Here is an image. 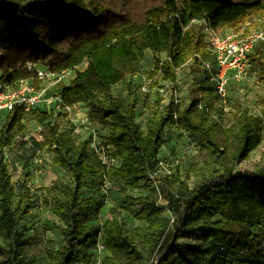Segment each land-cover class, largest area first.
I'll use <instances>...</instances> for the list:
<instances>
[{
    "label": "trees",
    "instance_id": "obj_1",
    "mask_svg": "<svg viewBox=\"0 0 264 264\" xmlns=\"http://www.w3.org/2000/svg\"><path fill=\"white\" fill-rule=\"evenodd\" d=\"M259 16L264 17V0H0L3 82L31 76L23 68L27 61L56 72L85 62L61 86L62 105L84 103L90 121L111 124L103 144L110 146L112 162L105 164L90 152V138L78 141L50 120L53 113L31 111L69 181L50 205L61 222L62 244L49 252L46 264H89L87 250L98 233L107 251L100 264H139L154 255V264H264V152L254 171L236 168L258 145L262 121L241 107L231 127L219 125L210 116L211 97L219 96L199 60L213 62L205 25L245 32L243 26ZM147 51L156 57L153 75L174 80L175 70L189 62L193 75L202 73L188 84L187 103L169 100L161 107L156 101L142 130L135 122V87L128 81L124 93L112 87L134 73ZM260 55L258 44L250 56L264 72ZM20 116L17 108L6 112L0 128V235L7 240L0 243L1 264H34L26 255L29 239L17 228L30 204L15 194L5 161V148L23 131ZM166 127L202 141L203 170L192 187L188 175L158 172L149 178L161 168ZM105 176L121 184V207L135 208L139 224L128 227L112 207L101 227L86 231L97 208L83 191L89 180ZM140 186L143 195L128 193Z\"/></svg>",
    "mask_w": 264,
    "mask_h": 264
},
{
    "label": "rangeland",
    "instance_id": "obj_2",
    "mask_svg": "<svg viewBox=\"0 0 264 264\" xmlns=\"http://www.w3.org/2000/svg\"><path fill=\"white\" fill-rule=\"evenodd\" d=\"M258 24L259 26H256ZM253 28H264V17H256L243 26V29L246 30ZM229 29L219 27L217 31L222 33ZM155 60L156 57L153 54L149 51L145 52L134 73L126 76L112 87L114 91L120 93L125 92L127 81L135 87L137 97L135 122L142 130H145L146 120L156 109V101L166 103L170 99L169 91L166 95L168 100L157 92L160 85H163L165 78L161 73L152 74ZM38 65L42 67L41 64ZM84 66L85 63L80 64L79 69ZM191 69L192 66L189 62L175 70V78L177 79L175 85L177 87L176 99L181 105L188 102L187 86L191 79L193 77L201 78V71L193 75ZM143 83L147 85L149 83L148 91L145 93L140 89ZM213 97L215 96L211 97L213 107L210 110V116L225 128L233 125L234 113L236 109L241 107L248 108L252 115L262 121V137L258 145L236 167L238 170L254 171L261 165L264 152V72L262 68L253 62L244 79L229 85L224 98ZM81 109L86 113L88 107L81 103ZM75 114L76 111L62 110L51 114L50 120L57 119L60 130H67L72 133L77 124L76 115L78 113ZM20 122L23 125V131L14 134L10 144L5 148V161L11 174V183L15 194L21 198L22 204H30L27 213L19 216L17 228L22 231L24 237L29 239L26 255L33 256L34 264H46L49 252L62 244L59 232L61 222L51 212L50 205L54 197L61 196L62 191L65 190V183L69 181L66 170L54 163V147H49L45 142L44 125L36 123L31 111L21 114ZM2 123L3 119L0 118V128ZM110 127L109 121H91L87 132L81 130L79 136L84 138L86 134L92 133V144L94 146L100 145L106 154L110 150V146L103 143ZM162 137L164 143L158 152V158L163 163H167L171 172L178 173L182 178L188 175L187 184L192 187L200 178L199 172L203 170L205 150L202 141L174 127H166ZM105 154L102 161L109 164L112 161ZM145 192L144 186L128 191L133 196H140ZM83 194L93 199L91 208H97L96 217L85 224L87 232L101 227L112 207L119 208L120 217L125 220L128 227L140 223L135 217L137 211L135 208L121 207L125 193L121 190V184L111 177L105 176L89 180L88 188L83 191ZM0 243H7L2 235H0ZM100 245L101 239L98 233L87 250L89 264H100L107 254L106 249L101 248ZM156 258L157 255H154L142 260L139 264H154ZM3 259L4 257L0 255V264Z\"/></svg>",
    "mask_w": 264,
    "mask_h": 264
},
{
    "label": "built area",
    "instance_id": "obj_3",
    "mask_svg": "<svg viewBox=\"0 0 264 264\" xmlns=\"http://www.w3.org/2000/svg\"><path fill=\"white\" fill-rule=\"evenodd\" d=\"M204 33L205 42L212 54L213 62L202 58H199V60L204 70V76L207 77L209 88L219 97L224 98L231 83H238L247 76L253 63L250 55L255 52V47L258 44L261 47L260 60L264 65V28L247 29L245 32L229 29L220 33L217 29L205 25ZM38 64H41L42 67ZM23 68L30 71L31 76L14 80L11 83L3 82L0 70V118L4 121V114L14 108H17L21 114L29 111L38 113L42 111L47 113H58L62 110L76 111V114L78 113V115L75 114L77 124L72 131L73 136L78 141L90 138L89 150L96 153L103 160L105 154L103 148L100 145L94 146L92 144V133L86 134L84 138L79 136L81 130L87 132V128L91 124L88 112L82 111L81 103L63 106L61 102L60 88L62 85L71 83L74 72L79 69V65L56 72L50 70L47 64L39 61H27L24 63ZM176 83V78L174 80L165 79L157 92L162 97H166L169 91V100H172L174 105L178 106ZM148 87L149 83L148 85L143 83L140 89L145 93L148 91ZM165 99L168 100L167 97ZM168 101L166 103L160 101L159 106H164ZM92 146L93 148H91ZM103 163L106 164V162ZM159 165L161 166L160 170L149 175L150 179H154L158 172H171L167 167V163L159 161ZM100 247L103 248V244Z\"/></svg>",
    "mask_w": 264,
    "mask_h": 264
}]
</instances>
